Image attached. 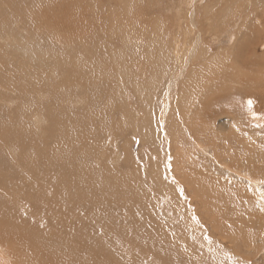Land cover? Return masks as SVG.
<instances>
[{
	"label": "rangeland",
	"instance_id": "obj_1",
	"mask_svg": "<svg viewBox=\"0 0 264 264\" xmlns=\"http://www.w3.org/2000/svg\"><path fill=\"white\" fill-rule=\"evenodd\" d=\"M0 264H264V0H0Z\"/></svg>",
	"mask_w": 264,
	"mask_h": 264
},
{
	"label": "bare ground",
	"instance_id": "obj_2",
	"mask_svg": "<svg viewBox=\"0 0 264 264\" xmlns=\"http://www.w3.org/2000/svg\"><path fill=\"white\" fill-rule=\"evenodd\" d=\"M258 19V18H257ZM254 26V25H253ZM176 57V56H175ZM260 65H262V64H260ZM260 74V73H259ZM262 75V74H261ZM242 81V80H241ZM170 86H172V85H170ZM262 90V89H261ZM258 165V164H257ZM244 174V173H243ZM141 176V175H140ZM250 182H253L254 183V185H256L257 184V182H260V179L257 177V176H252L251 178H250ZM2 231V230H1ZM4 235V234H3ZM4 240V239H3Z\"/></svg>",
	"mask_w": 264,
	"mask_h": 264
}]
</instances>
